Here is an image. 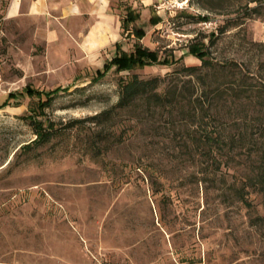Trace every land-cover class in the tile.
I'll list each match as a JSON object with an SVG mask.
<instances>
[{
  "label": "rangeland",
  "instance_id": "374dc122",
  "mask_svg": "<svg viewBox=\"0 0 264 264\" xmlns=\"http://www.w3.org/2000/svg\"><path fill=\"white\" fill-rule=\"evenodd\" d=\"M127 6L141 13L135 25L146 34L121 28L123 49L141 43L182 55V66L201 63L188 46L205 42L215 62L237 61L247 72L246 87L238 86L239 71L211 79L221 93L208 122L222 141L213 151L193 141L208 119L200 114L198 122L188 105L97 116L117 102L127 70L112 68L94 82L96 63L50 68L46 57L29 55L43 46L20 42V58L0 38V104L18 93L0 107V264H264V189L248 185L264 169V97L250 90L264 85V0H113L120 19ZM153 12L163 18L156 24ZM175 67L131 72L165 75ZM178 74L189 95L199 79ZM26 85L69 89L42 108ZM28 115L56 128L50 140L26 146L36 137Z\"/></svg>",
  "mask_w": 264,
  "mask_h": 264
},
{
  "label": "trees",
  "instance_id": "16d2710c",
  "mask_svg": "<svg viewBox=\"0 0 264 264\" xmlns=\"http://www.w3.org/2000/svg\"><path fill=\"white\" fill-rule=\"evenodd\" d=\"M208 1L210 0H195L196 3L201 5H207ZM248 8L250 11L249 14H252L258 8V4L248 6ZM140 16L141 13L138 10L132 6H127L124 15L121 17L122 33L129 30L139 38L143 37L146 34L145 28L135 25V22ZM199 18L207 20L210 18V15H199ZM162 19V16L158 12H153L150 17V22L156 24ZM115 46L117 50L113 56L106 59L103 65L96 69V73L91 80L94 82L101 80L112 68H115L117 71L127 70L128 73L122 74L119 77L117 102L110 108L104 109L98 113L97 116L110 115L116 108H134L140 104H146L149 107L161 106L169 108H174L178 105L182 107L188 105L191 106L190 115L194 119L198 120L200 114L201 120L208 119L207 122L201 121L200 125H204V129L200 134H194L192 136L193 141L202 146H208L210 151H213V149H216L220 145L222 136L218 130H213L214 125L208 121L213 117V108H216L215 103L221 93V85L219 83L212 85L214 83L211 79L216 77L222 70H231L232 72L229 73L233 76H236V73L239 71L242 75L239 74L240 78L237 79L242 80L243 82L239 83L238 86L246 87L247 82L245 75H247V72L239 68L240 64L237 61H231L228 64L215 62L212 57L209 56V51L205 42L199 44L190 43L188 46L189 51L196 55L201 60V63L182 66L178 65L182 55L178 57L173 53L169 55H161L158 49L149 48L141 43H136L134 48L130 51L123 49L120 41H117ZM154 64H165L167 66L175 65L176 67L173 71L168 72L165 75L155 74L144 77L137 72H131L135 67H145ZM182 71H187L188 74L192 75L195 74L199 79L198 86H194L192 93L189 95L186 94L184 90V82L180 84V76H177L179 75L178 73ZM191 80L192 79L190 78L189 81ZM238 86H235V90ZM200 88L201 90L198 91ZM24 89L29 95L38 94L40 98L39 105L44 108L51 105L54 99L62 91L69 89V86L58 85L54 88L44 90L26 85ZM250 90L255 91L256 95L264 97L263 84H256L251 87ZM16 96H18L17 92L10 91L7 98L11 99ZM7 98L0 104V107L8 103ZM205 98L207 99L206 101ZM23 117L29 119V123L33 126L34 133L36 134V137L32 142L28 143L29 145H26L27 147L43 144L50 140L55 134L56 128L50 123L46 124L41 118H38L37 115ZM207 124H209V129H207ZM252 179H254L256 183L252 184L251 182L248 185H257V190L264 189V169L257 172Z\"/></svg>",
  "mask_w": 264,
  "mask_h": 264
},
{
  "label": "crops",
  "instance_id": "0c3cea01",
  "mask_svg": "<svg viewBox=\"0 0 264 264\" xmlns=\"http://www.w3.org/2000/svg\"><path fill=\"white\" fill-rule=\"evenodd\" d=\"M121 28L113 0H6L0 9V38L12 43L15 57L21 58L26 47L20 42L43 46L41 53L29 55L46 57L50 68L100 67L105 61L98 58L119 41ZM19 64L28 70L23 59Z\"/></svg>",
  "mask_w": 264,
  "mask_h": 264
},
{
  "label": "built area",
  "instance_id": "2783aa9c",
  "mask_svg": "<svg viewBox=\"0 0 264 264\" xmlns=\"http://www.w3.org/2000/svg\"><path fill=\"white\" fill-rule=\"evenodd\" d=\"M206 22V21H205Z\"/></svg>",
  "mask_w": 264,
  "mask_h": 264
}]
</instances>
